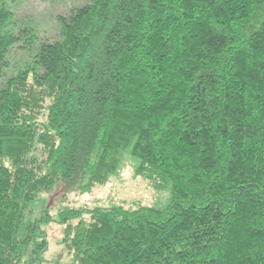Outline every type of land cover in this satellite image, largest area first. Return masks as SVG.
Listing matches in <instances>:
<instances>
[{"label": "trees", "instance_id": "trees-1", "mask_svg": "<svg viewBox=\"0 0 264 264\" xmlns=\"http://www.w3.org/2000/svg\"><path fill=\"white\" fill-rule=\"evenodd\" d=\"M9 1L0 264L46 262L52 218L26 221L30 202L126 162L168 202L60 210L69 260L51 264H264V0H86L51 36Z\"/></svg>", "mask_w": 264, "mask_h": 264}, {"label": "rangeland", "instance_id": "rangeland-1", "mask_svg": "<svg viewBox=\"0 0 264 264\" xmlns=\"http://www.w3.org/2000/svg\"><path fill=\"white\" fill-rule=\"evenodd\" d=\"M86 0H10L9 3L19 21L34 24L43 36L55 33L56 16L64 13L71 6ZM29 24V23H28ZM42 156L41 151L37 152ZM57 184L54 188L41 194L39 199L30 202L26 221L40 217L44 211L51 215V221L41 225L48 238V249L45 253V264L61 258L69 260V255L62 238L65 224L59 220V212L65 208L109 207L115 204H145L163 206L168 202L170 191L157 189L149 180L137 174L130 162H126L115 174L102 183L95 185L88 192L63 193ZM65 255L62 258V254Z\"/></svg>", "mask_w": 264, "mask_h": 264}]
</instances>
